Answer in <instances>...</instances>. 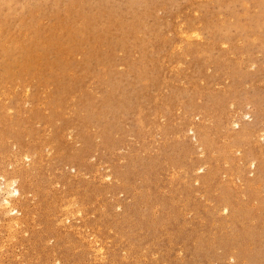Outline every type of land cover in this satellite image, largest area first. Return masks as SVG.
<instances>
[{"label": "rangeland", "instance_id": "obj_1", "mask_svg": "<svg viewBox=\"0 0 264 264\" xmlns=\"http://www.w3.org/2000/svg\"><path fill=\"white\" fill-rule=\"evenodd\" d=\"M0 181V264H264V0H0Z\"/></svg>", "mask_w": 264, "mask_h": 264}, {"label": "bare ground", "instance_id": "obj_2", "mask_svg": "<svg viewBox=\"0 0 264 264\" xmlns=\"http://www.w3.org/2000/svg\"><path fill=\"white\" fill-rule=\"evenodd\" d=\"M193 137H194V136H193ZM29 161H30V160H29ZM252 164H253V163H252ZM201 168H202V166H201ZM17 171H18V170H17ZM22 171H23V170H22ZM198 172H199V171H198ZM8 180L10 181V179H8ZM12 180H13V179H12ZM3 181H4V180H3ZM9 181H8V184H10ZM0 182H1V181H0ZM5 183H7V182L5 181ZM14 184H16V183L13 182V183H11L10 185H11V186H12V185L14 186ZM10 185H9V186H10ZM16 185H17V184H16ZM3 186H5L4 183H3ZM7 186H8V185L5 186L6 189H9ZM13 186H12V188L10 187V188H11V191H8V190H7L6 192H4V193H6V196H7V197L4 198L3 203H4L5 205H7L8 207L11 206V205H10V204H11V201H12L11 199H12L14 196H16V195L18 196V194H19V189H18L16 186H14V187H13ZM5 187H4V188H5ZM6 189H5V190H6ZM1 190H2V189H1ZM2 199H3V198H2ZM13 199H14V198H13ZM16 200H17V199H16ZM71 201H72V200H71ZM17 202H18V201H17ZM17 202H16V203H17ZM110 202H111V201H110ZM73 204H74V203H73ZM0 206H2V205L0 204ZM16 206H17V205H16ZM1 208H2V207H1ZM10 208H11V207H10ZM222 208H223V207H222ZM15 209H16V208H15ZM15 209L12 208V209L9 210V212L14 211ZM71 209H72V208H71ZM223 209H224V208H223ZM2 210H3V208H2ZM5 211H6V210H5ZM3 212H4V211H3ZM3 212H1V213H3ZM20 212H21V211H20ZM25 212H26V210H25ZM7 215H8V214H7ZM5 216H6V215H5ZM14 216H15V215H14ZM21 216H22V215H21ZM231 216H232V215H231ZM8 217H9V216H8ZM18 218H19V217H18ZM21 218H22V217H21ZM10 220H11V219H10ZM18 221H19V220H18ZM10 223H11V222H10ZM14 223H15V222H14ZM8 225H9V224H8ZM10 225H11V224H10ZM13 225H14V224H13ZM11 226H12V225H11ZM8 228H11V227H8ZM14 228H15V227H14ZM17 228H18V227H17ZM3 229H4V228H3ZM11 231H12V230H11ZM8 232H10V231L8 230ZM71 232H72V231H71ZM65 238H66V237H65ZM90 239H91V238H90ZM61 240H62V239H61ZM82 240H84V239H82Z\"/></svg>", "mask_w": 264, "mask_h": 264}]
</instances>
